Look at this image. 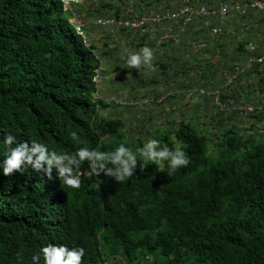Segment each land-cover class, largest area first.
<instances>
[{"label": "trees", "instance_id": "16d2710c", "mask_svg": "<svg viewBox=\"0 0 264 264\" xmlns=\"http://www.w3.org/2000/svg\"><path fill=\"white\" fill-rule=\"evenodd\" d=\"M121 1L116 10L103 8L93 22L83 20V37L76 29L79 10L65 9L64 0H0V161L9 134L14 143L45 145L51 160L48 170L30 164L8 174L0 170V264H264V140H258L264 125L254 122L243 129L230 124L223 130L234 114L232 87L225 89L218 78H195L185 63L183 87L174 94L156 103L146 93L127 103L146 110L166 104L169 97L195 110L209 104L223 133L216 146L208 128L184 120L133 139L125 132V119L98 113L106 105L93 76L103 52L98 53L91 33L132 34L99 21L115 11L120 17L129 6L136 13L152 11L144 7L145 0ZM72 5L76 8L77 2ZM197 21L208 33L205 21ZM226 32L223 28L222 35ZM140 39L136 47L152 40L148 35ZM245 44L238 41L236 55L247 50ZM158 60L163 71L173 67L169 59ZM230 64L224 69L232 70ZM244 69L259 73L254 64ZM257 76L256 85L263 87L264 74ZM193 86L221 87L226 107L220 110L213 96L195 100ZM183 94L190 98L185 101ZM167 106L175 105L170 101ZM255 119L262 121L264 111ZM148 139L170 149L186 146L189 165L169 176L166 162L141 161L136 150ZM121 144L137 157L133 175L123 182L106 174L111 164L101 170L90 155ZM153 253L162 260L153 259Z\"/></svg>", "mask_w": 264, "mask_h": 264}, {"label": "rangeland", "instance_id": "374dc122", "mask_svg": "<svg viewBox=\"0 0 264 264\" xmlns=\"http://www.w3.org/2000/svg\"><path fill=\"white\" fill-rule=\"evenodd\" d=\"M168 1L145 0L148 6H151L153 4L160 5L161 3L162 7H165ZM122 2L123 1L121 0H77L76 8L74 5H72L71 7L73 11H75L76 9L79 10L78 13L79 15L81 14L80 17L82 18L81 19L79 17L78 18L79 20L81 21L84 20L87 23H91L94 21L95 17H98V15L103 12V8H106L107 10L108 9L116 10L117 8L121 7ZM92 6L95 7L101 6V8H93ZM155 6L151 7V9H153ZM151 9L149 7L148 10ZM99 11L101 13L98 14ZM230 24L231 23H229V26ZM200 25L201 23L195 25L194 29L190 31L188 36H192V37L196 36L199 38L200 36H205L206 37L205 39L214 43L213 35L210 32L208 33L202 32ZM239 28L243 29V26L239 25ZM229 34L230 35L224 39L223 43L231 47L232 39L234 40L233 43H237V40H239V38L234 35L231 36V32ZM134 36L135 37H133L131 34L123 35L121 30L119 31L116 30L114 32L112 31L97 32L95 30L91 33L90 38L94 40L93 42L96 45V48L98 49V53L103 52L104 54V52L108 51L106 57H104L103 54L101 56L102 58L101 72L105 76H107V78H104L99 83L100 96L104 98L103 101L106 106H101L100 109L98 108V113L105 114L106 116L109 117L117 116L119 118L122 117L123 119H125L126 120L125 132L127 135L133 137V139L138 138L141 133L143 134L144 138L148 137L144 131H148L149 133H154L157 128H160L162 130L168 127L171 128L174 125L177 126L181 120H184L185 122H190L191 124H193L194 127L200 126L203 128H208L207 133L210 136V139H214L211 142V146H216L215 142H217V138L222 137L223 133L217 127V123L214 120V117L211 115L212 113H214V108L209 104L208 107L204 105L199 110L197 109L195 110V107L193 105H189L187 107L186 105L182 104V102H180L179 100L176 103V98L169 97L167 99V103L171 101L175 106L169 107L167 106L166 103L164 105H160L155 108L151 107L150 109L146 110V109L129 108L130 104L127 103L134 101L135 100L134 97H138L136 99H139L142 95L146 93L155 94V93L163 92L166 89H172V91L174 92V89L178 90L182 88L184 75L181 72V66L184 65L185 63H186L185 66H187L188 71H191V75H194L195 78H198L200 76L204 78L203 81L205 82L206 79L208 80L212 79L215 82L218 77H221L222 71L226 70L224 68L229 69L227 67L228 63L234 62V61L232 62L229 61L232 59V57L230 56L226 57L224 55H221L220 59L217 60L215 63V59H217L219 55L214 54L212 57H210L208 56L207 53V55H204L203 57L201 54L199 56L196 55L192 57L190 61L183 63L181 57H180L181 60L175 58L173 59L172 50L170 46H165L164 48L168 50L169 55L171 56H167L166 52L160 56L157 55L156 53H153L154 70H150L144 66H141V68L136 69L137 71L136 72L133 71L135 68L127 67L125 63V58L123 56L125 50L137 51L141 48L135 46L136 42L141 41V39L138 38L140 35L135 34ZM223 37L224 36L220 38H216V43L222 44ZM130 41H132L131 43L132 45H130L131 47L126 46L125 44H127ZM150 41H154V40L148 39V41L146 42V46H149L153 50L154 46L157 44L156 38L154 41L155 43H149ZM159 58H161L162 61L167 59L171 60V65H173V67L167 71H163L159 66V64L157 63L159 62L158 60ZM212 60H214V62ZM208 61H210V63L219 64V67L218 66L216 67L215 65L213 66L210 65V63H207ZM117 67L118 70L115 71ZM242 72L243 74H242L241 83L246 86L251 81L252 76L247 75L245 73V70H243ZM202 73L203 75H201ZM247 90L248 89L243 90L242 94H245L247 96L246 101L250 102L252 100L251 90L249 92H247ZM123 101H125V103L119 105L120 103H123ZM166 108L169 109L167 110ZM230 108L232 109V104ZM167 114H169V118L166 120ZM234 119L236 121L242 120L238 118H234ZM244 120L246 121L250 120V122H256L258 125H264V119L260 121L258 119L256 120L255 118L248 116L245 117ZM230 124H232V118L230 119V122L227 124V126L224 125L223 130L230 128ZM242 128L246 129L245 127ZM244 133L245 131H242L241 134ZM258 140L260 142L263 141L264 134H260L258 136ZM210 151H213L212 147H210ZM151 256L153 259H156L158 262L162 260V257L159 254L153 253L151 254Z\"/></svg>", "mask_w": 264, "mask_h": 264}, {"label": "built area", "instance_id": "2783aa9c", "mask_svg": "<svg viewBox=\"0 0 264 264\" xmlns=\"http://www.w3.org/2000/svg\"><path fill=\"white\" fill-rule=\"evenodd\" d=\"M196 3L194 0H175V2H168L165 7H154L152 11L143 10L137 12L133 8H127L120 17L108 16L103 20L99 21L100 25L111 26L115 29L125 28L134 33H138L140 36H153L157 38V45L154 46L153 53L162 55L164 50L161 48L163 41H171L174 43H181L184 49V57L191 59L196 55L208 50L210 43L206 39H199L197 37L188 36L191 30V25L198 23V19H203L206 25L210 28L209 32L214 38H219L223 32V24L226 16L230 10L236 9L241 14H245L249 9H256L264 11V0H235L229 3L220 2L218 6L209 7L207 2L209 0H198ZM65 9L76 3L77 0H64ZM133 2V0H132ZM75 15L76 29L78 33L85 37L84 26L81 20ZM215 19L217 23L213 22ZM215 23V24H214ZM185 36H188L185 40ZM256 65L257 69L263 70L264 68V43L259 47L258 55L248 54L245 59L236 61L232 70L223 71L222 77L224 80V88H230L237 80L242 69L247 65ZM101 68L95 70L93 81L100 83L104 78H107L102 72ZM136 71V68L133 70ZM137 72V71H136ZM192 92L195 93L196 99L200 96L207 95L208 97H214V104L218 105L220 110L226 107V104L221 98L222 88L221 87H197L191 88ZM172 92L164 94H154L150 97V101L156 103L162 102ZM99 92H97V96ZM125 103V101H123ZM147 102V100H144ZM132 104V102H130ZM240 115L246 114H258L263 110L262 106L255 107L252 103L243 104L237 107Z\"/></svg>", "mask_w": 264, "mask_h": 264}, {"label": "clouds", "instance_id": "9594fccd", "mask_svg": "<svg viewBox=\"0 0 264 264\" xmlns=\"http://www.w3.org/2000/svg\"><path fill=\"white\" fill-rule=\"evenodd\" d=\"M210 2L212 3V6L216 7L219 5V3L214 5V2L210 1V0L207 3H210ZM223 3H229V1L228 2L223 1ZM232 10H234L237 13V15H238L237 17H238V21L240 22V25H243V23L245 22L246 16L248 15L249 12L259 11L256 9H249L247 13L241 14L240 11H237L236 9L232 8L225 18V21L223 24L224 29L228 28V26H229V23L227 21H228V19H230L232 17ZM259 12L264 13V11H259ZM213 22L217 23L218 20L215 19ZM135 34H138V33L132 32L131 35L133 37H135L134 36ZM222 36H224V35L221 34L220 37H222ZM149 37L152 40L155 39V37H153V36H149ZM138 38H140V36ZM197 38H199V37H197ZM205 38H206L205 36H200L199 39H205ZM213 40H214V43H216V39L213 38ZM156 41H157V38H156ZM240 41H242V40H240ZM208 42L210 43V45L212 44L211 41H208ZM261 45H259V46L258 45H251L248 48L246 46L247 50L243 54H240L238 58L236 56V58L233 59L234 62L231 61L232 62L231 63L232 68H233L234 63L236 61H241V60L245 59L246 55H248V54L258 55L259 47H261ZM161 48L164 50V53H165V49L162 46H161ZM211 48H212V45L210 46L209 49H211ZM208 50H206V51H208ZM204 52H202V53H204ZM202 53H200V54H202ZM123 56L125 58V63H126L128 68L139 69V68H141V66H144L150 70H154L153 50L149 46L141 47L137 51L125 50V52L123 53ZM182 59L184 61H187V62L190 61V59L188 60L184 57V49H183ZM244 70H246V69H244ZM224 71H226V70H224ZM242 71H243V69H242ZM242 71L240 73H242ZM258 72H259L257 74L258 76H260L261 74L263 75L264 74V68H263V70L258 69ZM222 73H223V71H222ZM241 77L239 74L237 80L232 85V89H234V90L236 89V86H237V84H239ZM220 79H222L223 84H224L222 74H221ZM257 87H258V91H259V100L257 102H253V101H250V102L243 101L242 102V101L236 99L232 103V110L237 112V114L240 116L241 119H244L245 117H248V116L249 117L253 116V118H255V116H257V115L259 116L260 113L264 111V86L261 87V86L257 85ZM250 89H251V85L249 84V89L247 90V92H249ZM175 90L177 91V89H174V91ZM169 91L172 92V94L175 93L172 91V89H166L163 92H159V93H155V94H164V93H168ZM240 93H242V92H240ZM152 95H154V94H152ZM168 96H170V95H168ZM247 103H252L255 107L262 106L263 110H261L258 114L251 113V114H246V115H240L238 110H237V107L240 105H243V104H247ZM250 123L252 125V123H254V122H250ZM245 128L250 129V126L245 127ZM72 136H73V138H75L76 133L73 132ZM14 142H15V138L10 134L6 135L3 139L4 145L8 146V151H7L4 159L2 161H0V170H2L4 174L11 173L13 170H19L22 165H29V164L33 168H36V169H39L41 167H44L46 170L49 169L48 166L51 164V160L49 158L48 149L45 145L39 144L36 141H31V142L21 141L19 143H14ZM184 147H186V146L182 147L180 144H177L175 147L170 149L166 145L161 146L160 141H158L156 139H148L143 144V146L138 148L136 151L139 153V155L141 157V161L147 160V161H150L152 164H155V165H162L166 162L167 168H168L167 174L169 176H171L173 173L177 172L180 168L187 167L190 163V157L188 156V154L184 150ZM84 152H87V150H82V154ZM90 155H92L93 158L98 162V166L101 170L104 169L105 165L111 164L112 167L107 169L106 174L114 175L115 178L117 180H119L120 182L125 181L128 177H131L133 175L134 169H135L136 164H137L136 154H134L129 148H127L123 144L118 145L114 151H111L108 153H95V154L90 153ZM82 252H83V249L80 250V254H82ZM33 259L35 260L36 257H33Z\"/></svg>", "mask_w": 264, "mask_h": 264}, {"label": "crops", "instance_id": "0c3cea01", "mask_svg": "<svg viewBox=\"0 0 264 264\" xmlns=\"http://www.w3.org/2000/svg\"><path fill=\"white\" fill-rule=\"evenodd\" d=\"M210 1H213L214 5H215V4H218V3L223 2V1H226V2L229 1L230 2V1H235V0H210ZM168 2H175V0H169ZM155 5H158V4H153L151 6H148V7L144 6V7H146V8L150 7L151 8ZM159 6L162 7V4L160 3V5H158V7ZM237 16H238L237 13L234 10H232V17L230 19H228V21H227L228 23H231L230 26H232V27L229 26L228 28H226L227 32L225 33V35L223 37L222 44L212 43L211 44L212 48L209 49L208 51H205L204 53H202L201 54L202 57L204 55H207V53H208V56H210V57H212L214 54H218L219 56L217 57V59H215V63H216V61L220 59L221 55H224L226 57L230 56V57H232V59L229 60L231 62V61H233L234 58H236L235 50H236V46L238 44V41L245 40V42H246L245 46H247V48L250 47L251 45H258L259 46L264 42V13L259 12V11L249 12L248 15L246 16L245 22L243 23V25H241V26H243V29L239 28L240 22L238 21ZM193 29L191 28L190 31H192ZM230 30H232V31H230ZM230 32H231V36L234 35V36H237L239 38V40H237V43H233L234 40L232 39V44H231L232 46L231 47L229 45L223 43L224 39L230 35L229 34ZM249 39H251V40H249ZM149 43H155V42L150 41ZM166 46H170V48L172 50V56L176 55L177 57H181V58L183 57V47H182L181 43L170 42V44H168ZM217 48H218V50H217ZM165 52H166L167 56H171V55H169L168 50L165 49ZM212 61L214 62V60H212ZM216 65L218 66L219 64H216ZM246 70H247V73L250 71V69H246ZM247 75H249V74H247ZM249 76H252L251 81L249 82L251 85V89H250L251 95H252L251 101L257 102L259 100V91H258V87L256 85L257 78H256L255 74H252ZM218 79H220V77H218ZM241 81H242V78L240 80V83L237 84V87L234 91V93H235L234 96H235V100L238 99V100L243 102V101H246L247 96L245 94L240 93V92H242L245 89H249V83L245 86L241 83ZM221 83H223V81L220 79V84ZM185 95L186 94H183V96H185ZM189 98H190V95L187 94L185 101H187ZM182 103H184V102H182ZM232 111L234 113L232 116V124H231L232 127H234V126L235 127H249L251 125L250 120L246 121V120L242 119L243 121L242 120L236 121L234 118H238V119H241V118L237 114V112H235L234 110H232Z\"/></svg>", "mask_w": 264, "mask_h": 264}, {"label": "water", "instance_id": "95a60500", "mask_svg": "<svg viewBox=\"0 0 264 264\" xmlns=\"http://www.w3.org/2000/svg\"><path fill=\"white\" fill-rule=\"evenodd\" d=\"M118 70V67L115 69V71H117Z\"/></svg>", "mask_w": 264, "mask_h": 264}]
</instances>
